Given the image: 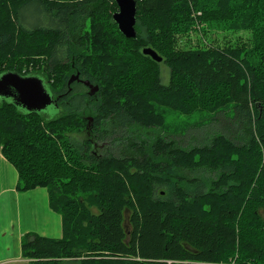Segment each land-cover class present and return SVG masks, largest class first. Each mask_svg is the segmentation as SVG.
<instances>
[{
    "label": "trees",
    "instance_id": "obj_1",
    "mask_svg": "<svg viewBox=\"0 0 264 264\" xmlns=\"http://www.w3.org/2000/svg\"><path fill=\"white\" fill-rule=\"evenodd\" d=\"M135 1L127 38L115 0H0V75L40 76L62 109L0 101V153L17 190L46 188L61 217L59 239L27 235L21 254L29 264H264V0ZM195 20L252 36L177 47ZM72 74L98 90L68 83ZM165 110L207 116L169 132ZM218 120L225 130L180 139Z\"/></svg>",
    "mask_w": 264,
    "mask_h": 264
},
{
    "label": "crops",
    "instance_id": "obj_2",
    "mask_svg": "<svg viewBox=\"0 0 264 264\" xmlns=\"http://www.w3.org/2000/svg\"><path fill=\"white\" fill-rule=\"evenodd\" d=\"M14 166L0 153V264H29L21 242L27 235L60 238L61 217L48 205L44 187L18 191Z\"/></svg>",
    "mask_w": 264,
    "mask_h": 264
},
{
    "label": "rangeland",
    "instance_id": "obj_3",
    "mask_svg": "<svg viewBox=\"0 0 264 264\" xmlns=\"http://www.w3.org/2000/svg\"><path fill=\"white\" fill-rule=\"evenodd\" d=\"M36 8L34 6H30L28 10L24 11L23 17L28 19L29 21L35 20L36 15ZM200 15L199 11L193 12L192 16ZM250 35L252 36L251 30H227L224 28V25H211L205 24V23H199L197 20H195V23L193 26L186 32V34H178L177 36V47L184 49V48H205L210 47L211 45H217L220 47H224V45L231 44L232 46H236L238 41H248L250 38ZM162 74L164 75V78L166 79L168 77L167 74V68L165 65L162 64L161 66ZM3 98L0 97V101ZM62 111V109H61ZM60 113V111H57V109L48 108L47 114L49 116H57ZM203 112L199 113H193L191 115H184L177 113L175 111L165 110V117H166V127L167 131L169 132H178L184 128L187 127L188 124L191 123H197L201 121L202 118L206 117ZM220 118H223L222 115ZM223 120L215 121L211 124V126L201 127L199 128L197 125H192L188 132L180 137V139L184 140L185 144L194 143L195 141L200 142L204 136L205 132H212L214 130L223 131L225 130V125L223 124ZM197 126V127H195ZM69 135H71L72 139L76 143H80L84 137L85 134L83 132H72Z\"/></svg>",
    "mask_w": 264,
    "mask_h": 264
},
{
    "label": "water",
    "instance_id": "obj_4",
    "mask_svg": "<svg viewBox=\"0 0 264 264\" xmlns=\"http://www.w3.org/2000/svg\"><path fill=\"white\" fill-rule=\"evenodd\" d=\"M115 2L117 10L112 13V19L116 22L118 30L127 38L135 37L136 1L115 0ZM142 53L148 55L156 62H160L162 59L150 47H144ZM77 78V74H72L68 83ZM83 83L88 87V95H92L98 90L96 85L90 84L87 80L83 81ZM0 97L8 99L28 112H44L48 106L55 105V100L52 99L48 92L44 79L36 74L22 75L12 72V70L0 75Z\"/></svg>",
    "mask_w": 264,
    "mask_h": 264
},
{
    "label": "flooded vegetation",
    "instance_id": "obj_5",
    "mask_svg": "<svg viewBox=\"0 0 264 264\" xmlns=\"http://www.w3.org/2000/svg\"><path fill=\"white\" fill-rule=\"evenodd\" d=\"M73 82H77V83H80V84H83L84 85V83H83V80L82 79H80L79 77L77 78V79H74L71 83H73ZM85 86V85H84ZM85 88H86V93L89 91L88 90V87L87 86H85ZM48 92L50 93V95H51V97H52V99L53 100H55V105L53 106V105H51V106H48L45 110H44V112H48V108H52V109H57V111H60L61 110V106L59 105V99H60V94H54L53 92H50L49 91V89H48Z\"/></svg>",
    "mask_w": 264,
    "mask_h": 264
}]
</instances>
